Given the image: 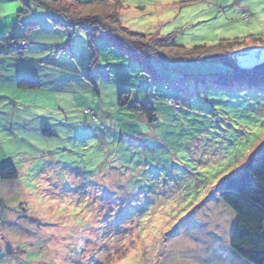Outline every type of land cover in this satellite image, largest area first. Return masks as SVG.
<instances>
[{"label":"rangeland","instance_id":"1","mask_svg":"<svg viewBox=\"0 0 264 264\" xmlns=\"http://www.w3.org/2000/svg\"><path fill=\"white\" fill-rule=\"evenodd\" d=\"M121 1L124 28L176 46L264 39V0ZM83 27L31 5L6 35H28L32 57L3 55L0 85L46 75L47 92L30 101L63 108L0 97V168L19 175L0 179V264H252L231 247L237 214L219 188L264 149V79L215 62L136 61L108 37L94 40L92 63ZM236 59L264 63V44ZM57 89L68 97L56 100ZM136 103L157 114L149 130L127 124Z\"/></svg>","mask_w":264,"mask_h":264},{"label":"trees","instance_id":"2","mask_svg":"<svg viewBox=\"0 0 264 264\" xmlns=\"http://www.w3.org/2000/svg\"><path fill=\"white\" fill-rule=\"evenodd\" d=\"M17 1L25 8L19 14L20 23L22 14L28 13L31 10V5H33L59 14L65 21L73 23V26H84L83 30L88 37L92 63L98 58L93 47L94 40L108 37L114 45L127 51L136 61L144 58L148 60L159 59L171 63L215 62L229 67L231 71L228 73L244 74L246 77L253 74L254 76L250 77L252 84H257L255 77L264 79V63L253 68H242L236 59V53L247 49L251 42L261 41L264 44V39L261 38L251 37L246 40L221 41L212 46L195 45L186 48L173 45L169 38L146 36L124 28L119 21L121 11L124 9V1L121 0H114V3L111 0H95L93 2H83L82 0ZM103 8L111 9L112 12L107 15L103 14L105 12L102 10ZM52 21L55 26L64 27L62 21L58 19ZM21 39L28 40L30 43L29 39L24 37L2 38L0 57L3 55L22 56L23 50L7 45L10 41ZM17 86L20 90L39 91L41 89L40 82L25 78L19 80ZM94 88L99 94L97 88ZM119 101L120 107L127 105L131 101L128 92L122 93ZM130 110L138 114L135 121L140 123L139 126L142 125V131L149 130V127L144 129V126L147 125L146 122L154 124L158 121L157 114L150 103L144 105L136 103L135 106L130 107ZM84 113L89 115L93 121L98 120L97 113L92 109H85ZM94 116H97V120H94ZM147 132L151 137L155 136L154 133ZM46 136H51V134ZM257 156L247 164L240 175L227 178L221 184L219 196L237 214V222L231 241L233 251L252 264H264V149L260 150ZM18 177V171L14 165L10 164L0 168L2 182H14L18 180Z\"/></svg>","mask_w":264,"mask_h":264},{"label":"crops","instance_id":"3","mask_svg":"<svg viewBox=\"0 0 264 264\" xmlns=\"http://www.w3.org/2000/svg\"><path fill=\"white\" fill-rule=\"evenodd\" d=\"M25 10V8L23 7V5L17 1V0H0V49L2 50V38L7 37V33H9V31L14 27L20 25V16L19 14L21 13V11ZM15 37H24L27 39H30L28 35H20L19 36H13L12 38ZM36 43V42H35ZM31 46V45H30ZM38 46H41L40 44ZM36 48V47H35ZM0 50V51H1ZM32 53L31 48L29 47L28 51L26 53H24L22 56L24 57V55L27 56V58L32 57V55L30 54ZM46 56H49V53H46ZM53 55V54H52ZM74 56V55H73ZM6 59H13L11 57H5ZM75 58V56H74ZM23 59V58H22ZM0 60H2V58L0 57ZM45 63V62H44ZM41 76L35 75L34 78H32L31 76H26L24 73H15V74H11V81L9 83L10 87L9 88H5L2 87L4 86L3 84L0 85V97H6L10 100L12 106L15 108L18 105H22L25 107H30V106H37V105H46L44 107L47 108H54L56 110H60L61 107V103L58 105L56 102V104L52 105V101L50 100V96H48V98H44L41 100V102L38 101V103H36L34 100H31V96L34 95L36 96L37 94H44V92H47L46 90V86H44L45 84V78L46 75H43V77L39 78ZM21 78H29L30 80L35 79L38 80V82H40L41 84V89L39 91H29V90H20L17 86L19 80ZM57 93L55 96H59L57 97L56 100L59 101H63L64 99H66V97H68L69 92H62L57 89V91L55 92ZM133 94V93H132ZM54 96V97H55ZM144 101V100H143ZM144 120V119H143ZM129 121L127 124L130 125L131 123H133V125H138L140 123L136 122L135 120ZM145 124V122H144ZM142 127V125L140 126ZM143 128V127H142ZM141 128V130H142ZM145 129V126H144ZM141 130L135 131H130V130H124L128 135L130 136H134V137H138L139 136V132L142 133ZM49 131H44L43 135H48ZM141 137V136H139ZM4 183V182H2Z\"/></svg>","mask_w":264,"mask_h":264},{"label":"built area","instance_id":"4","mask_svg":"<svg viewBox=\"0 0 264 264\" xmlns=\"http://www.w3.org/2000/svg\"><path fill=\"white\" fill-rule=\"evenodd\" d=\"M7 45L10 46V47H14L16 49H19V50H27V49H29L30 43L28 42V40L21 39V40H18V41H15V40L10 41Z\"/></svg>","mask_w":264,"mask_h":264}]
</instances>
